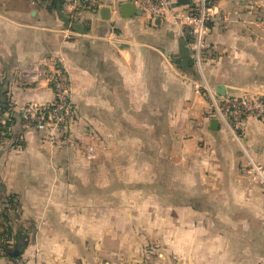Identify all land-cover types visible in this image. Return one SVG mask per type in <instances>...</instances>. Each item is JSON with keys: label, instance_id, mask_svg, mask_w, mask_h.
Segmentation results:
<instances>
[{"label": "crops", "instance_id": "crops-1", "mask_svg": "<svg viewBox=\"0 0 264 264\" xmlns=\"http://www.w3.org/2000/svg\"><path fill=\"white\" fill-rule=\"evenodd\" d=\"M70 1L37 0L32 5L0 0V83L7 79L10 84V108L0 115V123L1 129L13 127L16 143L0 141V183L33 201L43 214L49 211V195L70 202L53 207L60 214L105 208L75 204L77 188L63 184L75 177L66 175L65 160L52 155L58 147L43 133L23 117L14 131L12 111L52 104L54 80L63 72L72 113H89L95 122L107 117L115 123L120 117L127 134L123 147L133 145L130 125L147 129L152 143L138 137L136 146L153 144L158 151L163 146L170 164L179 165L180 175L176 168L167 176L172 187L144 197L167 192L168 198L189 199L198 193L223 204L167 207L170 264H264V194L248 183L240 152L225 129L211 128L214 117L205 116L210 109L204 92L207 85L216 93L224 85L225 96H264V0H212L201 66L194 61L193 37L180 18L124 16L121 3L130 0L109 3L108 13H77ZM170 2L174 9L185 6ZM263 125L253 118L245 124L244 141L258 155H264ZM154 212L166 213V208L158 205ZM97 225H82L75 218L41 222L34 229L42 231L27 240L18 264H147L146 256L134 263L123 252L122 239L107 233L97 237ZM0 264L17 263L4 257Z\"/></svg>", "mask_w": 264, "mask_h": 264}, {"label": "rangeland", "instance_id": "rangeland-1", "mask_svg": "<svg viewBox=\"0 0 264 264\" xmlns=\"http://www.w3.org/2000/svg\"><path fill=\"white\" fill-rule=\"evenodd\" d=\"M84 12L89 11L84 10ZM187 30L191 33L188 27ZM204 92L210 109L205 115L208 117L211 115L212 107L207 91ZM69 101L73 112L70 96ZM72 112L65 113L66 123L64 125H52L44 131L38 129L33 122L28 124L31 128L43 133L45 140L54 143L58 147L59 150H56L52 155L56 156L59 161L65 160L64 170L66 168V175L75 177L71 181L63 182V184L77 188L76 196L73 198L75 204L82 207L105 205L103 206L105 208L96 213H89L85 210V212L79 214H60L55 212L53 207L70 202L66 201L65 198L49 195L47 206L49 211L43 214L39 212L38 207H34L35 203L33 201L23 199L18 194L5 189L0 194L2 195L0 196V207L4 200L9 199L19 225L23 226L26 223L33 225V229H26L24 248L20 249L21 254L14 260L15 263L18 264L22 261L21 257L27 240L37 237L38 233L42 231L39 228L34 229L35 225H39L41 222L55 223L63 219L73 220L75 218L82 225L98 223L97 232L99 234L97 237L100 234L107 233L106 235L109 237L122 239V250L129 257H133L134 263L138 258L141 262V256H146L147 264H170L168 247L170 236L168 229L169 213H167V207L172 203H187L196 208L219 207L223 204L220 203L219 199L210 201L200 197L197 192L196 196L189 199L183 197L168 198L167 192L164 193V197H156L155 199L154 197H144L143 194L152 193L154 190H168L170 186L172 187V185H169L167 176L169 173L174 174L176 168L177 175H180L179 165L175 167L169 162V151L163 149V146L158 151L153 147V144L148 145L147 148L143 146L144 149L142 147L138 148L136 146L139 143L138 137H144L145 142L152 143V135L144 127H141L144 129L141 130L134 126L131 127V125L129 126V141L133 145L123 147V136L126 137L127 134L122 133L120 128L119 113L114 114L118 117L115 123L114 121L110 123L107 117L98 118L99 122H95L89 120V113ZM262 123L264 124V121ZM11 136L8 137L2 133L0 134V141L8 145H14V139ZM230 141L240 152L242 159L240 166L242 173L247 176L248 183L257 185L264 194V185L251 181L247 174V153L239 143L231 139ZM167 143L166 140L161 141V145L166 146ZM243 143L246 150H248V154L264 166V155H258L253 147L247 145L245 141ZM74 163L75 166H73ZM63 188L65 189V187ZM158 205L161 209L166 208V213H155V207ZM4 221L1 218L0 233L3 232ZM9 246L15 249L16 241L12 236L2 233L0 236V260L7 257L5 250Z\"/></svg>", "mask_w": 264, "mask_h": 264}, {"label": "built area", "instance_id": "built-area-1", "mask_svg": "<svg viewBox=\"0 0 264 264\" xmlns=\"http://www.w3.org/2000/svg\"><path fill=\"white\" fill-rule=\"evenodd\" d=\"M35 5L37 0H24ZM122 0H71L70 4L74 12L92 13L99 12L100 8L111 2ZM150 19L157 17L174 16L180 18L193 35L192 51L194 61L201 66L203 52L206 47V35L210 31L212 21V1L192 0L182 10L174 9L170 0H130ZM56 100L47 106L27 105L21 108L23 119L28 123H34L38 129L47 130L49 126H59L66 123L65 113H71L69 101L70 84L65 73L59 72L54 80ZM211 101V115L218 119L220 126L229 134L232 141L239 143L248 155L247 174L251 181L264 185V166L248 154L244 147L245 124L253 118L264 121V96L244 93L241 96H220L208 85L205 88ZM13 127L4 126L3 134L10 136Z\"/></svg>", "mask_w": 264, "mask_h": 264}, {"label": "trees", "instance_id": "trees-1", "mask_svg": "<svg viewBox=\"0 0 264 264\" xmlns=\"http://www.w3.org/2000/svg\"><path fill=\"white\" fill-rule=\"evenodd\" d=\"M6 80L0 83V115L10 108V102L8 98V93L10 92V84H8ZM12 114L15 123L14 124V131H15V128H18L22 120V114L17 113L16 111H12ZM0 130H1V123H0ZM14 136L15 134L13 132L12 137ZM0 190L5 191V186L2 183H0ZM1 218L5 220L4 221L5 225L3 226L2 233L12 236L16 241L15 249H12V247L9 246L8 249L6 248L5 254L8 258L15 260L21 254V252L18 251H20L21 248H24L26 230L23 228V226L19 225V223L17 222L16 214L14 213L13 207L10 205L9 199L4 200L1 204L0 220ZM2 233H0V236L2 235ZM14 253L16 254L14 255Z\"/></svg>", "mask_w": 264, "mask_h": 264}, {"label": "water", "instance_id": "water-1", "mask_svg": "<svg viewBox=\"0 0 264 264\" xmlns=\"http://www.w3.org/2000/svg\"><path fill=\"white\" fill-rule=\"evenodd\" d=\"M192 0H177V3L181 6L184 5H188L191 3ZM121 9L123 11L124 16H133L136 14H140L142 13V11L138 8H136V6L133 4V2H123L121 3ZM99 12H104V13H108L110 12V7H107L106 5L102 6L99 10ZM108 16H105V19H108ZM162 18V17H159ZM217 94L220 96H225L226 95V89L224 87V85H219L217 87ZM220 127V123L218 121V119L214 118L211 120V128L212 129H218ZM20 252V251H18ZM16 253H14L15 255Z\"/></svg>", "mask_w": 264, "mask_h": 264}]
</instances>
